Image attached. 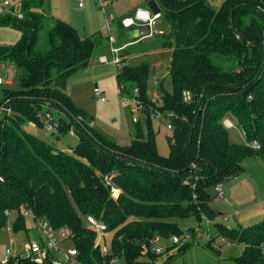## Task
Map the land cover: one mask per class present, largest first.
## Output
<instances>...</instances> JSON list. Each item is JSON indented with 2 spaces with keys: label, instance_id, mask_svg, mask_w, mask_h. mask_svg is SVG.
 <instances>
[{
  "label": "trees",
  "instance_id": "1",
  "mask_svg": "<svg viewBox=\"0 0 264 264\" xmlns=\"http://www.w3.org/2000/svg\"><path fill=\"white\" fill-rule=\"evenodd\" d=\"M45 1L22 0L20 17L0 15V26L20 32L14 45L0 46V61L11 60L17 70L15 85L4 87L0 99L11 109L0 117V229L8 213L17 211L13 230H26L25 209L55 229L70 230L77 264L120 258L124 264H156L153 236L183 234L174 219L214 218V184L243 172L247 156L264 160V0H223L217 8L209 0H156L167 25L159 42L171 48L173 89L161 93L160 107L172 125L167 155L157 151L151 132L148 138L137 133L121 145L84 121L85 112L63 88L105 37L82 38L73 26L54 19L45 31V45L37 49L46 19L39 9ZM147 75L146 64L129 66L122 54L117 78L132 82L149 110L153 102L145 97ZM184 91L191 93V101L184 100ZM41 106L69 118L59 119V129L76 124L90 140L74 128L79 141L67 152L23 131L24 119L43 126L36 115ZM227 116L243 131V144L230 141L222 123ZM253 141L259 149L250 147ZM87 216L102 221L105 233H111L107 255L95 247L96 233ZM214 225L216 236L243 246L226 264H264V218L238 228ZM9 264L34 263L22 258Z\"/></svg>",
  "mask_w": 264,
  "mask_h": 264
},
{
  "label": "rangeland",
  "instance_id": "2",
  "mask_svg": "<svg viewBox=\"0 0 264 264\" xmlns=\"http://www.w3.org/2000/svg\"><path fill=\"white\" fill-rule=\"evenodd\" d=\"M223 0H209V3L217 8ZM8 7H0V15H16L20 17V3L22 0H8ZM78 0H46L39 10L46 14L45 26L38 34L36 48L45 45V31L52 25L54 19L62 20L73 26L83 38L94 34L105 37L110 33L118 39L115 46H123L120 52L125 56V63L129 66H148L145 97L153 102L148 110L143 102L137 99L138 92L130 81L119 80L117 73L121 70V63L115 65L112 61L100 62L99 57L105 55L112 58L110 44L98 45L92 58L85 66L73 72L66 80L63 91L71 98L74 105L86 114L92 126L101 135L114 143L125 145L133 140L137 133L148 138L150 132L154 135L157 151L162 155L169 153L167 136L172 134V129L167 127L171 123L168 113L161 110L162 92H171L173 89L171 77L166 75L170 69L171 48L162 47L159 38L162 32L167 30L162 17L156 21L151 35L130 38L127 28L118 23L124 18L134 17L138 9L147 8L145 0H114L106 7H99L96 0H85L83 8L78 7ZM112 16L113 24L108 31L106 17ZM150 29L148 28V33ZM146 34V32H144ZM20 38V32L10 26H0V46L10 47ZM134 41L124 46L125 42ZM0 65H8L6 70H0L4 79L12 80L11 85L0 86V99L2 89L6 86H14L17 70L11 60H2ZM98 88L105 97L100 101L94 89ZM141 105V106H140ZM1 106V105H0ZM137 110L138 125L133 122V114L130 108ZM49 111L54 123H59L60 118L68 121V118L57 109L48 110L47 106H41L36 115L45 122L44 116ZM231 121L233 118L228 116ZM23 131L37 137L56 150L71 152L79 141V134L74 126L67 129L61 128L50 131L39 126L31 119L20 121ZM73 132V134L71 133ZM229 139L233 143L243 144L245 137L243 131L236 125L228 130ZM243 172L236 176L226 177L222 180L224 198L215 196L211 188V208L216 212L214 218L202 217V233L194 235L189 246H182L183 242L166 246L169 238H160L159 244L165 245V249L159 254L156 264H162L170 256L166 264H226L229 260L242 252V245L216 236L218 222L228 228H238L242 225H251L264 218V160L259 156H247L243 162ZM24 215L25 229L13 230V224L17 217V211H11L6 217L5 225L0 229V260L4 257L6 249L13 253H25L24 247L32 240L41 242L39 222L31 212ZM183 231H189L197 227L200 219L195 217L178 218L172 220ZM106 245L110 244L111 233H105ZM71 243L65 240L62 247H69ZM24 255L27 256L25 253ZM56 257L64 264H69L65 259V253L60 251ZM109 264H124V259H117Z\"/></svg>",
  "mask_w": 264,
  "mask_h": 264
},
{
  "label": "built area",
  "instance_id": "3",
  "mask_svg": "<svg viewBox=\"0 0 264 264\" xmlns=\"http://www.w3.org/2000/svg\"><path fill=\"white\" fill-rule=\"evenodd\" d=\"M85 0H78V7L82 8L84 5ZM110 1L113 0H96V4L103 8L105 7ZM10 3L8 0H0V7H8ZM160 18V14H153L149 8L145 9H138L134 17H127L124 18L121 21V24L124 28L131 29L133 27L137 28L138 35L142 36H149L151 35V31L153 30V26H155L156 21H158ZM113 22V17L110 15L106 19V25L108 30H110V26ZM148 28L150 29L149 33ZM146 32V34H144ZM108 40L110 43V51L112 58L108 59L105 55H101L99 57L100 62H108L112 61L113 64L118 65L121 63V57L120 52L123 49V46H115L117 43V38L112 36L111 34H108ZM8 65L1 66L0 70H6L8 69ZM12 80L10 79H4L0 75V86L1 85H11ZM137 91V89H136ZM94 92L96 96L99 97L100 101H104L105 97L102 93H100L98 88L94 89ZM184 100L186 102H189L192 100V95L189 91H184L183 93ZM137 99L138 96H137ZM139 101H141L139 99ZM141 106V105H140ZM130 112L133 114V122L138 121V115L137 110L134 107L130 108ZM11 113V109L9 106L1 105L0 106V117L5 116L7 114ZM169 117V115H167ZM45 119V127L50 131H56L59 129V124L54 123L52 119V114L47 111L46 115L44 116ZM42 121V120H41ZM43 122V121H42ZM43 123V125H44ZM223 125L230 129L235 126V123L231 121L228 117H225L222 121ZM167 127L169 129H172L171 123L167 124ZM71 133H73L71 131ZM250 147L253 149H259L260 144L257 141H253L250 144ZM113 175H110L109 179H111ZM213 189L215 191V196L217 198L222 199L224 198V190L222 182H217L214 184ZM27 215V213H25ZM204 217V216H202ZM200 219V222L198 223L197 227L193 229V231H186L180 236L174 235L169 238V243L166 246L176 245L180 243H189L191 242L193 236L200 235L202 233V218ZM86 221L91 229H93L96 233V241H95V247H100L101 254L107 255L109 253V247L106 245V242L104 240V234L106 225L96 219L93 216H87ZM39 222V229H40V238L41 242H38L36 240L30 241L25 247L24 252L25 253H13L11 250L6 249L4 257L0 260V264H9L10 262H18L20 259L28 258L30 261H32L34 264H64L61 260H59L56 257L57 253H60V251H63L65 253V259L68 261L69 264H77V250L73 246L69 247H62V243L65 240H68L70 237V230L67 228H61V229H55L53 228L48 221L46 220H38ZM159 235H155L150 239L151 249L157 253L160 254L163 249H165V245L159 244L158 241L160 240ZM115 261V260H114ZM113 262V261H112Z\"/></svg>",
  "mask_w": 264,
  "mask_h": 264
},
{
  "label": "water",
  "instance_id": "4",
  "mask_svg": "<svg viewBox=\"0 0 264 264\" xmlns=\"http://www.w3.org/2000/svg\"><path fill=\"white\" fill-rule=\"evenodd\" d=\"M146 4H147V7L149 8V10L153 14H160L161 10H160V7H159L158 3L156 2V0H148ZM234 30H235V32L237 33L238 36L243 37L238 30H236V29H234ZM130 36H131V38L137 37L138 36L137 30H135V34L131 32ZM168 74H169V72L166 75H168ZM60 112H62V111H60ZM62 113L64 114V112H62ZM85 122H89V120L86 118ZM73 126H74V128H76L79 131V133L83 134L84 137H86L87 139L90 140V138L86 134H84V132L80 128H78L76 124H74Z\"/></svg>",
  "mask_w": 264,
  "mask_h": 264
},
{
  "label": "crops",
  "instance_id": "5",
  "mask_svg": "<svg viewBox=\"0 0 264 264\" xmlns=\"http://www.w3.org/2000/svg\"><path fill=\"white\" fill-rule=\"evenodd\" d=\"M114 1V0H113ZM116 1V0H115ZM146 1V3H147V0H145ZM110 2H112V1H110ZM78 3V2H77ZM106 7V6H105ZM80 8V7H79ZM83 8V7H82ZM106 19H107V17H106ZM113 22H114V19H113ZM113 22H112V24H113ZM121 27H123V25L121 24V22H119L118 23ZM128 30V32H129V36H130V33L132 32V33H134L135 34V30H137V28L136 27H133V28H131V29H127ZM109 31V30H108ZM110 34V33H109ZM103 36V35H102ZM105 37V36H104ZM138 38L139 37H142L141 36V34L140 35H138L137 36ZM83 38V37H82ZM130 38H131V36H130ZM132 39H134L135 41L137 40V38L135 37V38H132ZM105 41H107V43H109V40H108V36L107 37H105V39H104V41H103V43L101 44V45H104V42ZM117 42H118V39H117ZM131 42H134V41H129V42H125V44H124V46L125 47H127V45L129 44V43H131ZM110 44V43H109ZM228 117V116H227ZM229 118V117H228ZM73 134V133H72ZM242 249H243V246H242Z\"/></svg>",
  "mask_w": 264,
  "mask_h": 264
}]
</instances>
